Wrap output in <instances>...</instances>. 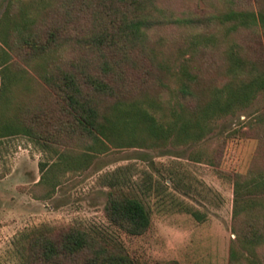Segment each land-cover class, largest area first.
<instances>
[{
	"label": "rangeland",
	"instance_id": "374dc122",
	"mask_svg": "<svg viewBox=\"0 0 264 264\" xmlns=\"http://www.w3.org/2000/svg\"><path fill=\"white\" fill-rule=\"evenodd\" d=\"M230 1L148 2L143 12L167 22L129 41L116 33L131 0H0V117L48 116L37 137L0 130V264H36L35 238L70 227L118 244L128 264H231L233 243L241 264H264V241L233 230L235 210L264 213V178L253 179L264 172V28L246 17L264 0ZM228 9L207 25L169 23ZM57 68L92 93L90 78L107 84L104 145L57 137ZM115 191L144 204L146 231L109 219Z\"/></svg>",
	"mask_w": 264,
	"mask_h": 264
},
{
	"label": "trees",
	"instance_id": "16d2710c",
	"mask_svg": "<svg viewBox=\"0 0 264 264\" xmlns=\"http://www.w3.org/2000/svg\"><path fill=\"white\" fill-rule=\"evenodd\" d=\"M121 1V0H120ZM136 9L134 14H126L122 12L120 17L124 25L117 27V36L125 38L129 41H135L142 38L145 30L152 27V23L164 24L167 20L157 17L156 20L152 19L151 14L143 12L146 9L148 2L154 4L155 0H131ZM225 4L229 5L230 0H224ZM233 9L224 10L221 15L211 14L205 17L204 20H196L193 17L177 18L171 16L170 24H194L207 25V23H214L220 20L230 18L233 14ZM243 13V12H242ZM250 23L252 26H259L264 28V10L263 8L249 9ZM240 16V15H239ZM242 16V15H241ZM152 20V21H151ZM249 21V20H248ZM240 22V21H239ZM249 23H241L240 27H245ZM243 25V26H241ZM80 42V41H79ZM44 49V47H43ZM57 75L51 76L53 80L58 81L66 91L60 95V100L56 103V121H57V137L62 138L68 133H78L79 135L90 139L92 145L100 144L103 142V118L99 111V100L97 92L104 91L107 84L100 77L96 76L90 78L91 83L94 85L96 92L86 90L84 86L78 81V77L70 70L57 68L55 70ZM54 80L53 83H56ZM187 90V88H182ZM191 94V92H190ZM212 106V102H208L207 111ZM214 110V107H213ZM55 111V110H54ZM31 116L28 117V123L23 121V116H15L12 120H6L0 117V130L1 134L10 135L14 133H24L30 136L37 137V133L33 129V124L41 121V116H46L45 113L29 112ZM27 111V115L29 114ZM54 117V116H52ZM40 123V122H39ZM56 135V134H55ZM264 172L258 171L253 174V179L264 178ZM244 177L237 175L234 184L236 185L239 179ZM264 185V184H263ZM236 189V188H235ZM258 206L249 207L243 215L242 211L235 210L233 214V230L236 233L238 240L243 243H261L264 241V213L257 209ZM253 209V211H251ZM106 213L109 219L118 227L126 230L133 235H139L146 231L150 226V215L144 204L138 199L121 192H111L106 206ZM40 236L35 238L34 249L39 252L36 253V264H66L65 261H73L82 264H128L127 257L120 254L122 249L116 243L111 242L108 247L109 241L103 239L88 230L82 228H68L62 232L58 237ZM40 238V239H39ZM229 261L231 264H241L236 259V250L234 243L230 246ZM246 261V260H245ZM242 264H258L256 261H246Z\"/></svg>",
	"mask_w": 264,
	"mask_h": 264
},
{
	"label": "crops",
	"instance_id": "0c3cea01",
	"mask_svg": "<svg viewBox=\"0 0 264 264\" xmlns=\"http://www.w3.org/2000/svg\"><path fill=\"white\" fill-rule=\"evenodd\" d=\"M177 258H178V260H180V259H179V256H177Z\"/></svg>",
	"mask_w": 264,
	"mask_h": 264
}]
</instances>
